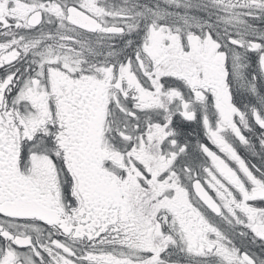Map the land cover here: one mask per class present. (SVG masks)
Listing matches in <instances>:
<instances>
[{"label": "snow or ice", "instance_id": "6c2138e0", "mask_svg": "<svg viewBox=\"0 0 264 264\" xmlns=\"http://www.w3.org/2000/svg\"><path fill=\"white\" fill-rule=\"evenodd\" d=\"M0 264H264V0H0Z\"/></svg>", "mask_w": 264, "mask_h": 264}]
</instances>
